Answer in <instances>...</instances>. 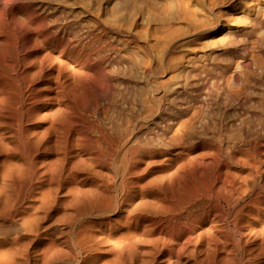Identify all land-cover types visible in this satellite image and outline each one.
I'll return each mask as SVG.
<instances>
[{"label":"bare ground","instance_id":"1","mask_svg":"<svg viewBox=\"0 0 264 264\" xmlns=\"http://www.w3.org/2000/svg\"><path fill=\"white\" fill-rule=\"evenodd\" d=\"M185 6L0 0V264H264V0Z\"/></svg>","mask_w":264,"mask_h":264},{"label":"rangeland","instance_id":"2","mask_svg":"<svg viewBox=\"0 0 264 264\" xmlns=\"http://www.w3.org/2000/svg\"><path fill=\"white\" fill-rule=\"evenodd\" d=\"M183 1V3H184V6L188 3L189 5L185 8V11H187V10H190L189 8L190 7H194L193 9L191 8V10L193 11V12H195L194 13V16H193V12L191 13V14H189V11H187V13L186 12H183V15H184V17L183 18H185L186 20H183V18L181 19V20H179L180 22H177V25H176V28L177 29H180V31L179 30H177V32H176V36L178 37V39L181 41V42H186L187 41V39L188 40H191V39H194L195 40V42L194 43H196L197 44V42L199 43V46H203L204 48L203 49H205L206 48V46L207 45H209V44H211V41H215L218 37H219V31H221V29H225L226 27H228V26H230V27H233L234 26V23L232 22V21H229V19L231 20H233V18H234V16L235 15H237L241 10H243V9H249L251 6H252V0H243V1H241V0H235L236 2H232L231 4H229V6L228 5H222V6H216L215 8H214V10L215 11H211V5H213L215 2L216 3H219V2H221L222 0H202L201 2L199 1V0H189V2L188 1H186V0H182ZM187 2V3H185V2ZM192 1V2H191ZM204 1V2H203ZM210 1H212L211 2V4H209V2ZM241 1V2H240ZM191 2V3H190ZM249 2V3H248ZM213 3V4H212ZM251 3V4H250ZM234 4V5H233ZM248 4H250V5H248ZM191 5V6H190ZM208 5H210L209 7H208ZM248 5V6H247ZM239 6V7H238ZM245 6H246V8H245ZM249 7V8H248ZM188 8V9H187ZM208 8L210 9V10H208ZM234 8V9H233ZM243 8V9H242ZM187 9V10H186ZM206 9V10H205ZM190 10V11H191ZM217 10V11H216ZM219 10H221L220 12H219ZM229 10V11H228ZM210 12V13H209ZM218 13L219 14V18H216V16H214L215 15V13ZM231 12H232V14H231ZM234 12V13H233ZM229 13V14H228ZM211 14V15H210ZM189 15H191V17H189V19H191V20H189L188 19V16ZM169 16H171V15H167V17L168 18H170ZM227 16H229V17H227ZM230 16H232V18L230 17ZM214 17H215V23L217 22V21H219V20H221V21H219V22H217L216 24L213 22L214 21ZM197 19V20H196ZM213 19V20H212ZM217 19V20H216ZM219 19V20H218ZM224 19H225V21H224ZM205 20V21H204ZM184 21V22H183ZM204 21V22H203ZM209 21V22H208ZM213 22L214 23V25L212 24V25H210V27H213L214 26V28L213 29H207V27L208 28H210L209 27V23L210 22ZM223 21V22H222ZM197 22H199V23H197ZM211 22V23H212ZM180 23V24H179ZM208 23V26L206 25V28H205V24H207ZM227 23V24H226ZM232 23V24H231ZM202 24V25H201ZM204 24V25H203ZM181 25V26H180ZM191 25H194V26H199L198 27V29L196 28V27H192ZM203 27L202 28V30H199V29H201V26ZM219 25V26H218ZM179 26V27H178ZM193 28H195V29H193ZM191 29V30H190ZM196 29H197V31H196ZM206 31H204V30ZM181 30L184 32V34L181 32ZM213 30V31H212ZM189 31V33L188 34H191V35H188L187 34V32ZM201 31V32H200ZM169 33V32H168ZM180 33V34H179ZM193 33V34H192ZM194 33H196V34H194ZM199 33V34H198ZM202 33V34H201ZM212 33V34H211ZM171 34V33H170ZM170 34H168L169 36L168 37H171L170 36ZM185 34H186V36H185ZM204 34V35H203ZM167 35V34H166ZM187 35H188V37H187ZM195 35V36H194ZM196 35H198V36H196ZM182 37V38H181ZM186 37V38H185ZM193 37V38H192ZM198 37V38H197ZM242 37V36H241ZM240 37V38H241ZM184 38V39H183ZM202 38V39H201ZM246 38V37H245ZM245 38H243L242 37V39H239L238 40V43H239V41H240V43H243V45L242 44H239L238 45V43H237V45L235 46V48H237V47H239V48H237V49H239V50H241V49H245L246 47H253L254 45L252 44V43H250L251 42V38H250V40L249 39H245ZM196 39H198V41L196 40ZM183 40V41H182ZM199 40H200V42H199ZM242 40V41H241ZM264 38H261V42L259 41V43L258 44H256L255 46H259V47H262L263 49H264ZM210 42L209 44H205L206 42ZM247 41H249V42H247ZM263 41V42H262ZM205 42V43H204ZM202 45H201V44ZM261 43H263L262 44V46H260L261 45ZM195 44V45H196ZM250 44V45H249ZM260 44V45H259ZM240 45H241V47H240ZM249 45V46H248ZM251 45H253V46H251ZM185 48H186V50H185ZM189 46H186V47H184V49H183V53H185L186 51H189ZM209 48V47H208ZM208 48H206V49H208ZM261 48V49H262ZM260 49V48H259ZM187 53V52H186Z\"/></svg>","mask_w":264,"mask_h":264}]
</instances>
